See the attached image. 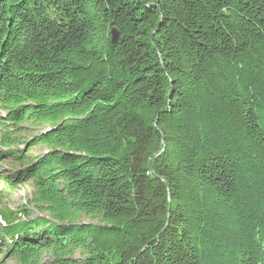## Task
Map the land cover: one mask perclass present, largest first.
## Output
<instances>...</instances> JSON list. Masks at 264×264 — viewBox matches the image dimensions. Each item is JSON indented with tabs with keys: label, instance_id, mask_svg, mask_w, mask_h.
Listing matches in <instances>:
<instances>
[{
	"label": "trees",
	"instance_id": "16d2710c",
	"mask_svg": "<svg viewBox=\"0 0 264 264\" xmlns=\"http://www.w3.org/2000/svg\"><path fill=\"white\" fill-rule=\"evenodd\" d=\"M0 111V264H264V0H0Z\"/></svg>",
	"mask_w": 264,
	"mask_h": 264
},
{
	"label": "rangeland",
	"instance_id": "374dc122",
	"mask_svg": "<svg viewBox=\"0 0 264 264\" xmlns=\"http://www.w3.org/2000/svg\"><path fill=\"white\" fill-rule=\"evenodd\" d=\"M4 113L0 111V116L2 117ZM45 127L43 128H35L31 127L29 125H20L17 129L18 133L15 135L19 138L22 142H24L22 145L16 146L19 151L23 153V155H27L30 157H39L42 154L45 153L46 149L41 146H34L29 143H31L35 137H37L40 133L45 131ZM2 134L0 133V136ZM15 148V146L13 147ZM0 151H5L4 148H1ZM20 166L18 163L14 161H6L0 163V169L8 172L9 175L3 176L2 173H0V197L2 198V204L0 208L2 210L6 209L9 212L17 211L21 207H25L26 210L32 212L35 215L38 216H45V214H40L37 210H35L32 206V204H29V200L31 197V186L25 184L21 187L18 186V188L15 191H12L9 189L8 181L10 179L15 178L14 174L19 171ZM1 172V171H0ZM7 178V179H4ZM81 222L89 223L90 221L88 219L82 218ZM75 258H78V255L75 256ZM6 264H16L13 260H9ZM44 264H56L51 257H46L44 260Z\"/></svg>",
	"mask_w": 264,
	"mask_h": 264
},
{
	"label": "water",
	"instance_id": "95a60500",
	"mask_svg": "<svg viewBox=\"0 0 264 264\" xmlns=\"http://www.w3.org/2000/svg\"><path fill=\"white\" fill-rule=\"evenodd\" d=\"M110 36H111V43L114 44V45L117 44V42H118V34H117V32L114 29H112L110 31Z\"/></svg>",
	"mask_w": 264,
	"mask_h": 264
}]
</instances>
